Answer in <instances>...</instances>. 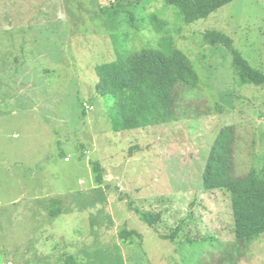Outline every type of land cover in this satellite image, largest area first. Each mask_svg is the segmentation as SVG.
Returning <instances> with one entry per match:
<instances>
[{
  "label": "rangeland",
  "instance_id": "374dc122",
  "mask_svg": "<svg viewBox=\"0 0 264 264\" xmlns=\"http://www.w3.org/2000/svg\"><path fill=\"white\" fill-rule=\"evenodd\" d=\"M213 30L264 73V0H0V264H264V234L239 244L231 193L203 186L226 125L237 174L264 172V86ZM165 37L200 77L182 110L221 111L114 131L96 66Z\"/></svg>",
  "mask_w": 264,
  "mask_h": 264
},
{
  "label": "trees",
  "instance_id": "16d2710c",
  "mask_svg": "<svg viewBox=\"0 0 264 264\" xmlns=\"http://www.w3.org/2000/svg\"><path fill=\"white\" fill-rule=\"evenodd\" d=\"M205 39L210 44H222L232 53L234 73L240 85L264 86V73L234 48L230 36L213 30L206 33ZM164 40L158 47L119 51L115 60L96 66L99 92L113 100L108 113L114 131L167 124L190 114L221 111L220 104L206 110L192 106L182 110L178 101L180 92L184 86L198 87L200 77L189 56L174 48L172 38ZM237 140L235 125L221 128L211 147L202 180L206 191L221 189L231 193L235 240L248 246L264 234V172L237 174ZM95 171L101 181L98 163ZM56 206L51 209L53 216L60 214ZM145 219L149 223L147 216ZM119 235L123 239L141 236L133 229H122ZM66 264H75L73 258L66 260Z\"/></svg>",
  "mask_w": 264,
  "mask_h": 264
},
{
  "label": "built area",
  "instance_id": "2783aa9c",
  "mask_svg": "<svg viewBox=\"0 0 264 264\" xmlns=\"http://www.w3.org/2000/svg\"><path fill=\"white\" fill-rule=\"evenodd\" d=\"M66 159L68 160L69 158L67 157Z\"/></svg>",
  "mask_w": 264,
  "mask_h": 264
}]
</instances>
